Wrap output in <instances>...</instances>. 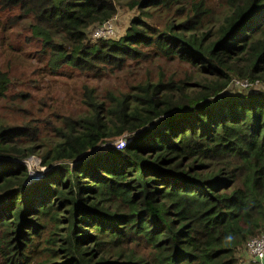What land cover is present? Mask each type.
<instances>
[{"label":"trees","instance_id":"obj_1","mask_svg":"<svg viewBox=\"0 0 264 264\" xmlns=\"http://www.w3.org/2000/svg\"><path fill=\"white\" fill-rule=\"evenodd\" d=\"M0 3L28 18L53 67L99 74L157 57L197 69L175 79L158 66L159 79L102 97L84 86L82 113L41 146L0 124V264H238L264 232V90L228 88L264 81V0ZM119 6L139 11L125 35L89 37ZM8 82L0 71V97ZM32 154L55 168L30 181L18 156Z\"/></svg>","mask_w":264,"mask_h":264},{"label":"rangeland","instance_id":"obj_2","mask_svg":"<svg viewBox=\"0 0 264 264\" xmlns=\"http://www.w3.org/2000/svg\"><path fill=\"white\" fill-rule=\"evenodd\" d=\"M138 15L136 8L119 6L116 14L100 28H105L108 34L104 37L96 36L98 27L94 25L88 30L89 37L117 40L125 35L131 20ZM27 20L18 8L4 9L0 3V71L7 72L9 79L5 95L0 97V124L28 127L30 133L39 135L40 146L42 142L51 139L53 127L61 124L62 116L75 117L82 113L84 86L94 88L99 97L106 90L126 91L135 82L146 79L147 73L151 74L153 80L159 79V75L155 73L158 66L165 71V77L173 76L178 79L185 73L196 76L197 69L184 61L157 57L141 64L129 61L127 67L121 70L106 69L99 74L81 72L69 65L53 67L48 62L49 55L45 53L41 40L32 37ZM146 68L154 72L151 73ZM228 89L240 92L264 90V81L250 83L234 79ZM124 136L104 139L96 146V151L115 146L116 141ZM18 157L27 167L30 181L36 180L40 172L55 168L42 166L41 159L35 154ZM67 164L69 167V163L65 162L54 166L65 167ZM122 250H131L140 256L150 252L147 247L133 245ZM239 250L238 264H264V259L261 263L253 262L245 246Z\"/></svg>","mask_w":264,"mask_h":264},{"label":"built area","instance_id":"obj_3","mask_svg":"<svg viewBox=\"0 0 264 264\" xmlns=\"http://www.w3.org/2000/svg\"><path fill=\"white\" fill-rule=\"evenodd\" d=\"M107 22L109 21L108 20L104 21L103 24ZM101 26H99L95 32V35L98 37H104L105 34H108L105 28H102V30H100ZM127 141L128 139L126 138V135H125L124 137H121L119 140L116 141L115 146L117 148H121L125 145ZM245 248L247 252L252 256L254 262L261 263V261L264 259V232L258 237L248 240L247 243L245 244Z\"/></svg>","mask_w":264,"mask_h":264},{"label":"clouds","instance_id":"obj_4","mask_svg":"<svg viewBox=\"0 0 264 264\" xmlns=\"http://www.w3.org/2000/svg\"><path fill=\"white\" fill-rule=\"evenodd\" d=\"M41 174L43 175L44 173H43V172H40V175H41ZM36 176H38V174H37ZM246 243H247V242H246ZM252 261H253V260H252ZM253 262H254V261H253ZM255 263H257V262H255ZM258 263H259V262H258Z\"/></svg>","mask_w":264,"mask_h":264}]
</instances>
